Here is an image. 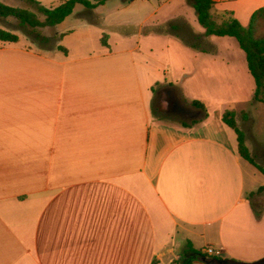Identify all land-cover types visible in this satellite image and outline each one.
I'll return each instance as SVG.
<instances>
[{
  "label": "crops",
  "instance_id": "obj_1",
  "mask_svg": "<svg viewBox=\"0 0 264 264\" xmlns=\"http://www.w3.org/2000/svg\"><path fill=\"white\" fill-rule=\"evenodd\" d=\"M213 1L243 26L264 6ZM0 28L18 37L0 40V264H168L187 242L264 259V174L221 119L264 167V103L234 37L204 35L191 0L77 3L37 29L43 45L14 17Z\"/></svg>",
  "mask_w": 264,
  "mask_h": 264
},
{
  "label": "trees",
  "instance_id": "obj_2",
  "mask_svg": "<svg viewBox=\"0 0 264 264\" xmlns=\"http://www.w3.org/2000/svg\"><path fill=\"white\" fill-rule=\"evenodd\" d=\"M29 7H16L4 4L0 1V17H14L20 27L33 40L39 44H44L46 38L42 36L37 28L44 26H54L68 16L75 4H82L86 8H93L102 4L105 0H62L53 7H45L37 0H23ZM213 0H191L196 18L200 26L204 29L203 34L206 36H231L236 39L239 47L244 51L246 64L250 75L254 80V91L252 100L254 102L264 103V6L254 10L250 16L246 26L241 25L235 18L227 13H221L218 17L213 15L211 9ZM42 16V19H40ZM17 35L8 30L0 28V40L16 41ZM101 42L105 44L104 38ZM195 47V44H194ZM58 49L66 52L62 46ZM191 105L205 112L204 105L194 100ZM235 114L232 111H225L222 114V121L231 127L236 134L238 144V152L242 158L254 165L262 174L264 167L259 165L254 157L250 154L245 141L244 133L238 127L235 121ZM242 119L247 118V113H241ZM264 191V187H259L256 192ZM258 209L256 208V211ZM194 260H198L205 264H242L243 262L233 259H225L215 255H207L201 253L200 250L194 249L188 242L181 251L177 264H191ZM260 262V261H259ZM152 264H155L152 262Z\"/></svg>",
  "mask_w": 264,
  "mask_h": 264
},
{
  "label": "rangeland",
  "instance_id": "obj_3",
  "mask_svg": "<svg viewBox=\"0 0 264 264\" xmlns=\"http://www.w3.org/2000/svg\"><path fill=\"white\" fill-rule=\"evenodd\" d=\"M44 2H46L47 3V1L46 0H43ZM55 2H56V4H57V0H54ZM25 5H26V3H24ZM26 7H28L27 5H26ZM29 8V7H28ZM219 15L220 14H218L217 15V17H218V21L220 20L219 19ZM8 26H16V24H7ZM40 28V27H39ZM38 29V28H37ZM25 32V31H24ZM39 44V43H38ZM40 45V44H39ZM154 102H155V104L158 106V95L155 97V100H154ZM256 121H255V123H254V125H253V131L255 132V133H260V132H263L264 133V112L263 111H261V112H259V113H257L256 112ZM178 259V258H177ZM177 259H173V260H171L168 264H177L176 263V260ZM152 262H154L155 264H161V262H160V260H157V259H154V261H152Z\"/></svg>",
  "mask_w": 264,
  "mask_h": 264
},
{
  "label": "built area",
  "instance_id": "obj_4",
  "mask_svg": "<svg viewBox=\"0 0 264 264\" xmlns=\"http://www.w3.org/2000/svg\"><path fill=\"white\" fill-rule=\"evenodd\" d=\"M200 251L203 254L215 255V256H219L221 252L219 249H215L211 245L204 246Z\"/></svg>",
  "mask_w": 264,
  "mask_h": 264
},
{
  "label": "flooded vegetation",
  "instance_id": "obj_5",
  "mask_svg": "<svg viewBox=\"0 0 264 264\" xmlns=\"http://www.w3.org/2000/svg\"><path fill=\"white\" fill-rule=\"evenodd\" d=\"M170 109L175 110L179 115H183L184 114V111H183L184 109H182L181 107H178V105L176 103H173L170 106Z\"/></svg>",
  "mask_w": 264,
  "mask_h": 264
},
{
  "label": "water",
  "instance_id": "obj_6",
  "mask_svg": "<svg viewBox=\"0 0 264 264\" xmlns=\"http://www.w3.org/2000/svg\"><path fill=\"white\" fill-rule=\"evenodd\" d=\"M242 264H264V259L262 260V261H260V262H249V263H242Z\"/></svg>",
  "mask_w": 264,
  "mask_h": 264
}]
</instances>
